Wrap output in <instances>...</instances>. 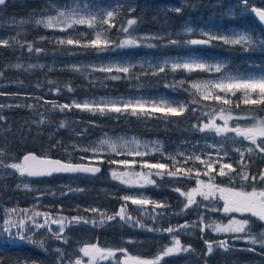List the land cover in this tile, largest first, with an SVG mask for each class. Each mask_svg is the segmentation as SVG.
Here are the masks:
<instances>
[{"label":"rangeland","instance_id":"1","mask_svg":"<svg viewBox=\"0 0 264 264\" xmlns=\"http://www.w3.org/2000/svg\"><path fill=\"white\" fill-rule=\"evenodd\" d=\"M17 3V0H9L5 13L4 10L0 11L2 43L18 35L25 20L24 14L30 15L39 24L54 32L58 42L74 43L76 37L71 29L74 26L87 25L84 22L86 10L72 0L66 5L59 0H46L36 8L29 7V2L24 1L21 9L16 7ZM190 3L188 6L192 7L193 4ZM258 4L264 5V0H230L226 8L234 11L237 5L241 6L243 9L239 12L240 15L248 16L251 14L249 6ZM254 30L247 27H226L215 20L196 26L191 20H186L177 30V34L189 36L188 43L192 46H201L199 40L208 42L209 45L214 40L225 45L258 47L264 44V38ZM137 65L144 66L150 73L163 69L185 73L205 72L206 75L196 77L189 83L193 100L201 105L205 104L201 101L211 100L216 94L221 93H241L244 96L264 94L263 72L249 73L230 69L227 57L221 55L205 57L195 48L187 49L182 54L158 55L155 58L101 55L66 60L59 58L17 60L5 67L50 70L88 68L103 71L107 77L115 79L119 74L128 73ZM149 87L152 86L141 85L126 93L91 94L85 97L47 98L41 95L0 97V108L36 110L43 114L40 117L42 119L34 126L29 120L17 122L20 123L18 125L8 116L0 117V190L2 194L10 197L8 205L18 214L15 218L16 214L11 213L8 207L2 209L0 228L18 223L24 226L25 220L32 219L38 208L53 217H63L65 214L69 217L78 215L90 218L115 213L119 205L125 209L123 214L135 217L134 225L140 226L143 220L156 222L160 221L161 217L168 216L167 212L173 208V203L168 201V196H165V202L162 193L171 192L176 198L181 199V204L185 208L190 209L193 219L206 224L208 234L214 237L208 242L227 236L231 238L229 243L233 245L241 242L246 246L264 247V201L257 198L255 195L257 191L254 188L246 195L241 187L250 178L244 164L254 151L253 143L249 142L254 138L226 133L224 123L220 121L217 124L211 119L204 124L196 123L198 126L195 135L191 132L190 137L170 136L167 140L154 134L148 136L139 132L114 131L107 129L108 127L97 128L94 121H85L76 116L75 112L91 114L119 112L133 116L140 113L143 117L154 118L158 117L156 115L158 112L166 117L168 114L163 107L168 104L170 108L186 109L188 104L185 101L179 104L171 100L166 101L158 94L148 91L153 88ZM58 111L72 113L71 117H75V122L81 128L67 130L63 136L58 127L46 124V114ZM158 123L161 124L162 121L156 122ZM23 131L26 134H34V137L42 140L41 144L50 151L55 150L54 153L57 154L55 158H63L68 162L105 165V176L99 178L101 173L98 176H90L91 179H85L66 174L46 180L21 173L25 168L21 164V156L29 151L21 154L20 150L23 148L17 146L15 138L22 136ZM73 154L77 161L73 160ZM191 167L195 170L191 171ZM238 168L240 171L237 172ZM160 179H167V184L160 186L158 183ZM144 180H147L149 187L159 194L160 199L142 189ZM251 180H264V165L259 176ZM16 193L17 196L12 195ZM259 193L257 195L260 197ZM171 219L174 217H168L166 226ZM182 222L180 220V223ZM26 233L30 234L31 231L26 228ZM98 233L97 229L78 226L60 237L41 236L46 238L45 241H51V245H47L46 249L55 254L58 262L64 260L67 263L76 259L86 264H138L133 260L138 258V254L125 251L116 258L117 252L109 253L116 251L113 244L128 249L129 245L137 242V232L132 233L131 229L116 222L112 226H107L99 236ZM185 236L188 235L180 233L179 238ZM145 238L147 240L150 237ZM32 239L36 246H39L37 243H41L42 240L36 236ZM208 242L207 244L211 245ZM97 243L99 245L96 250L99 253L97 257L92 258L89 252L94 254L93 248ZM31 249L41 252V248ZM117 249L121 252L120 248ZM172 250L176 255L190 252L189 246L181 243L177 245L176 250L174 247ZM44 256L47 258V255ZM36 257L40 258V261H36L35 258L30 264L44 262L41 259L43 256ZM4 260H8L7 257H4ZM174 260L172 258L173 262ZM19 263L28 264V261L25 256H21Z\"/></svg>","mask_w":264,"mask_h":264},{"label":"trees","instance_id":"2","mask_svg":"<svg viewBox=\"0 0 264 264\" xmlns=\"http://www.w3.org/2000/svg\"><path fill=\"white\" fill-rule=\"evenodd\" d=\"M29 2L28 6L36 8L46 0H17L16 7L22 8L23 2ZM67 4L70 0H59ZM79 3V7L86 10L84 22L87 25L74 26L71 31L75 33V42H58L55 33L39 24L35 18L24 14L25 20L16 37L8 38L3 43L0 40V97L7 98L10 95H41L47 98L85 97L91 94H118L132 91L141 85H150L151 91L171 102L179 104L185 101L186 109L179 110L164 106L167 116L158 112L157 120L143 117L142 114L106 112L91 114L88 112H75L79 119L94 121L97 128L127 132H139L144 135H158L169 140L172 137H190V133L196 134V123L204 124L208 119L215 123H224L226 133L246 135L254 138L249 141L254 145L253 153L245 161L250 180L242 185L243 193H250L254 188L258 199L264 201V180H251L259 176L264 165V94L244 96L241 93L216 94L211 100L201 101L204 105L193 100V94L189 89V83L196 77L206 75L202 71L174 72L172 70H157L154 73L147 71L144 66L132 67L128 73L119 74L118 78L107 77L105 72L96 69H56L45 68L15 69L5 67L17 60H40V59H74L93 58L96 56L127 55L131 58L147 57L155 58L158 55H178L187 49L195 48L205 57L213 58L221 55L228 58L229 68L249 73H264V45L258 47H243L241 45H225L223 42L212 40L210 45L202 48L199 45L192 46L188 43L189 36L178 35L177 30L191 20L194 25L215 20L226 27H247L256 34L264 37V31L248 16H241L239 10L230 11L226 7L230 1L211 0L205 3L193 4L188 7L189 1L181 3L179 0H72ZM227 4V5H226ZM182 8V10H179ZM5 13V10H4ZM19 13V11H18ZM1 16V15H0ZM156 35V37H153ZM161 35V36H159ZM40 111L0 108V117H9L16 123L29 120L31 125L39 123L42 119ZM67 111L48 112L46 124L58 127L60 133L65 136L70 129L81 128L75 122V117ZM154 120V121H153ZM162 123L156 124V122ZM20 123H17L18 125ZM27 125H24L26 128ZM18 130V129H17ZM22 136H16V143L22 154L25 151H33L44 156H57L55 150H49L41 144L42 140L30 133L21 132ZM70 135V134H69ZM166 140V141H167ZM18 156L20 155L19 152ZM74 156V154H73ZM63 159V158H61ZM74 161L77 158L74 156ZM201 168V167H200ZM195 170L194 167L190 168ZM240 171L239 168L237 172ZM104 173L99 178L105 176ZM237 174V173H235ZM255 181V182H254ZM157 182V180L155 181ZM168 180L160 179V186H165ZM260 192V197L257 193ZM17 196L16 194H12ZM13 197V196H12ZM173 203L175 221L168 223L163 229L173 228L180 224V220L189 217V210L181 204V199ZM9 196L2 194L0 190V215L2 209H10ZM46 211L39 209L32 219L25 220L26 228L33 231L35 224L46 216ZM18 217V214L14 216ZM91 217L89 218V220ZM66 217L64 218V224ZM90 222L100 225L103 221ZM139 225V224H138ZM106 227L98 230V236ZM188 236L179 238L180 233ZM169 236H164V242L160 247L161 260L159 264H264V258L256 256L249 251H235L222 243L208 245L202 239H214V237H202L200 228L196 223H190L185 229ZM177 237L181 244L189 246V253L170 256L168 238ZM194 240L195 242H192ZM231 238L228 242H230ZM114 241V240H113ZM240 242L239 240H236ZM232 242V241H231ZM241 244V242L239 243ZM179 245V244H178ZM113 247L122 249L123 246L113 244ZM255 249L264 252V247L254 246ZM130 253L137 254V247L129 248ZM179 250V249H178ZM34 249L31 253H35ZM43 251L47 252L44 247ZM145 251H149L146 247ZM37 252V251H36ZM40 252V251H39ZM179 252V251H178ZM32 253V254H33ZM49 254V252H47ZM123 253L118 252L116 258ZM172 253V252H171ZM41 256V255H40ZM176 256V257H175ZM32 257H36L35 254ZM174 258V262L172 261ZM99 264V263H97Z\"/></svg>","mask_w":264,"mask_h":264},{"label":"flooded vegetation","instance_id":"3","mask_svg":"<svg viewBox=\"0 0 264 264\" xmlns=\"http://www.w3.org/2000/svg\"><path fill=\"white\" fill-rule=\"evenodd\" d=\"M181 3H186V0H179ZM208 0H192L189 1L191 2L190 5L192 4H199V3H205ZM216 0H211V4H214ZM189 5V4H188ZM243 6V5H242ZM255 6L258 8H263L261 4L256 5H251L249 6V10L250 7ZM189 7V6H188ZM7 8V5L4 7H0V11H3ZM241 6L237 5V10L242 11ZM179 10H182V8H180ZM183 11V10H182ZM253 22L256 23V25L261 28L258 23L256 22V20L252 17V15L249 14V16ZM200 26V25H199ZM262 29V28H261ZM263 30V29H262ZM194 36H196V34H194ZM262 38H264L263 36H261ZM198 43L201 45L202 48H206L209 46L208 42H202V41H198ZM264 45V44H263ZM85 161V160H83ZM105 171V165L102 164V173H104ZM68 176V175H67ZM70 176H75L74 178H85V179H91L92 177L88 176V175H70ZM147 180H144L142 182V189H146L149 194H152V196L159 198V194L156 193L153 189H151L149 187V184L147 183ZM169 192V191H167ZM173 193L169 192L168 194L166 192L162 193V198L163 200L166 202V198L165 196H168L169 200L171 203H174V198L173 197ZM125 211L124 207H120V205L117 207V211L115 213H110L107 216H91L92 221L95 220H101L103 221L102 224L100 225H94L90 222L89 218H82L78 215H73L71 217H69L68 215H65L63 217H53L51 214H46V216L42 217L38 222V224H35L33 226V224H31L32 227H35L33 231H31L30 234H27L25 232V224H23L24 226L21 225V223L15 224L13 226H3L0 228V264H21L20 262V257L21 256H25L26 260L28 261V264H30V262H33V259H35L36 261H40V258L38 257H32V255L35 254L36 255H41L43 256L41 259L44 262H39L38 264H86V263H81L80 261H76V259L73 260V262H67L66 261H60L58 262L57 257L55 256L54 253L49 252L50 250H47V252H49L50 258L48 256V253L43 251L44 247L46 248L47 245H51V241H48V243H46L45 241V237H42L41 235H49L50 237H60L57 236V234H59L67 225H69L70 227L67 229V231L78 227V226H88L91 227L93 229H102L101 226L106 223L107 221H111V223L108 226H112L114 223L116 222H120L122 225H124L126 228L131 229L132 233H136L137 232V242H134L133 244L128 246L129 248H133V247H137V254H138V258L137 259H133L135 261L138 262V264H159L160 260H161V251H160V247L162 244V240H163V244L166 245V243L164 242V236H169L172 233H177V232H170L168 235H158V233L160 232H164L166 230H169L171 228H168L166 230H164L163 228L166 226L167 223V219L174 217V219H171L172 221H175V216L173 214L172 210H169L167 212L168 216H164L163 218L161 217L160 221H156V222H151V221H146L143 220L142 224L140 226H135V217H132L130 215H124L123 212ZM192 213H189V217L187 218V220H183L187 221L186 223H196L198 224L199 228L201 229V224L200 221H197L198 219H193L192 218ZM66 217V221L64 224V218ZM77 219H84L86 222H78ZM188 219L192 220V221H188ZM77 224V225H71V224ZM185 223V224H186ZM183 229H185L187 227V225L182 224L181 225ZM137 228H142V229H147L150 230L151 232H142V231H138L136 230ZM4 230V231H3ZM181 230V229H180ZM66 231V232H67ZM65 232V233H66ZM5 233V234H2ZM64 233V234H65ZM38 234V235H37ZM33 236H36L38 239L39 237L42 239L40 242L41 243H37L39 244V246L34 245L33 242ZM202 237H209L210 234H208V232H206L204 235H200ZM145 237H150L149 239L146 240ZM28 238V242H26V239ZM203 243L208 242V239H202ZM179 241V239H177V237H173V238H168V242L170 245V256L173 257V255L175 254L174 252H172V247H174V250H176L177 248V242ZM41 245H43L41 247ZM98 243L94 246V247H98ZM255 246V245H254ZM148 248L149 251H145V248ZM31 248H41V252L37 251L35 253H31ZM128 249L122 248L121 250L123 251V253L129 252ZM20 252H24L23 254ZM117 252L116 251H111L109 253H114ZM172 252V253H171ZM116 253V254H117ZM130 253V252H129ZM90 254V252H89ZM47 255V258L44 256ZM91 255V254H90ZM4 257H7L8 260H4ZM132 259V258H130ZM100 264V263H99Z\"/></svg>","mask_w":264,"mask_h":264},{"label":"water","instance_id":"4","mask_svg":"<svg viewBox=\"0 0 264 264\" xmlns=\"http://www.w3.org/2000/svg\"><path fill=\"white\" fill-rule=\"evenodd\" d=\"M6 0H0V6L5 4ZM253 18L258 22V24L264 29V9L252 6L250 8ZM21 164L24 165L25 168L21 171V173L34 178H45L50 177L52 175H61V174H86L91 176H98L101 173V166L93 163H75L68 162L59 158L47 157L39 155L35 152L29 151L24 153L21 156ZM86 222L85 220H80ZM110 221L106 222L105 225L109 224ZM201 222V221H200ZM184 224V222H183ZM76 225V224H72ZM201 233L205 234L207 227L206 224L201 222ZM70 226L67 225L63 231L59 233L62 235ZM180 225L175 227L172 230H168L165 232L159 233V235L168 234L170 231L179 230ZM142 231L143 229H138ZM146 231V230H144ZM227 237L220 238L217 241H221L226 244L230 249L233 250H248L250 252L255 253L260 257H264V253L246 245H231L226 242ZM216 241H210L209 244H212ZM96 255L94 252L93 257Z\"/></svg>","mask_w":264,"mask_h":264},{"label":"bare ground","instance_id":"5","mask_svg":"<svg viewBox=\"0 0 264 264\" xmlns=\"http://www.w3.org/2000/svg\"><path fill=\"white\" fill-rule=\"evenodd\" d=\"M8 1H9V0H6L5 4H4L3 6H0V7H4V6H6L7 3H8Z\"/></svg>","mask_w":264,"mask_h":264}]
</instances>
